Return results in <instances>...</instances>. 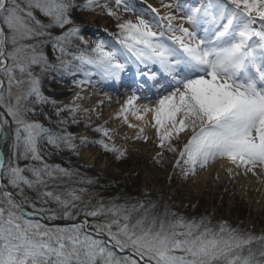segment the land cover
Wrapping results in <instances>:
<instances>
[{
	"label": "snow or ice",
	"instance_id": "1",
	"mask_svg": "<svg viewBox=\"0 0 264 264\" xmlns=\"http://www.w3.org/2000/svg\"><path fill=\"white\" fill-rule=\"evenodd\" d=\"M111 3L0 0V137L8 135L10 117L16 156L6 161L0 153V264H264V235L233 228L226 221L213 226L208 217L189 219L167 207L156 212L155 202L116 203L119 197L106 201L89 187L64 186L58 191L65 180L78 178L77 183L89 186L96 180L79 178L78 169L44 161L41 141L80 153L72 133L56 132L33 118L36 106L42 111L50 105L49 119L66 117L59 119L61 125L69 119L79 124L81 112L89 114L88 120L93 112L99 117L96 109L80 103L86 99L84 86L92 85L93 76L119 81L129 64L138 69L158 66L169 78L160 85L167 94L155 107L138 106L139 97L132 96L115 118L128 123L131 112L151 123L158 147L168 144V150L177 153L174 169L182 179L226 160L233 178L251 174L264 184V0H202L198 6L160 0L159 8L147 4L135 20L120 15L121 10L137 12L131 0ZM76 7L99 9L114 18L119 29L115 42L101 39L90 48L73 44H88L72 18ZM56 28L62 34L53 35ZM49 44L59 52L58 65L50 63L44 51ZM70 46L76 51H69ZM36 69L82 73L84 79L74 81L80 91L61 106L44 95ZM149 113L151 122L145 119ZM94 131L112 140L111 130L103 125ZM144 131L140 127V134ZM140 134L135 138L148 139ZM79 139L82 145L115 153L118 160L127 154L105 139ZM174 139L186 142L177 148ZM20 159L39 166L21 167ZM38 215L70 223L50 227L34 219Z\"/></svg>",
	"mask_w": 264,
	"mask_h": 264
},
{
	"label": "rangeland",
	"instance_id": "2",
	"mask_svg": "<svg viewBox=\"0 0 264 264\" xmlns=\"http://www.w3.org/2000/svg\"><path fill=\"white\" fill-rule=\"evenodd\" d=\"M153 7L159 8L155 5L154 1L160 4V0H144ZM77 5H82L86 0H75ZM101 2H108L110 6H113L111 0H101ZM202 0H181V3L190 4L192 6H198ZM146 4L141 7L146 8ZM164 9H161L163 12ZM128 17L122 16L123 19L135 20L139 12L135 14L133 12H124ZM181 15V14H178ZM72 18L75 22L81 26V34L88 44L84 45L79 41L73 40V44H80L81 48H90L94 46V42L97 40H106L111 42L113 34L108 35V31L112 27H116V21L114 18L107 15L106 12L87 11L80 7H76L72 11ZM148 19V17H144ZM181 22V21H178ZM117 30H119L117 28ZM53 35L62 34L61 29H53ZM71 47V46H70ZM45 53L48 56L49 62L52 64H59V61L53 63L51 54L55 53L59 55L58 50L46 46L44 48ZM48 51L51 52L50 56ZM69 51L75 52L76 48L71 47ZM56 56V57H57ZM64 60H71V56L63 57ZM75 64L76 62L73 61ZM37 75L41 77V89L44 95L49 98H54L60 105L71 103L76 92L80 89L76 86L74 81L84 79L82 73H76L75 75H61L59 72L49 71L47 73H40L39 69H36ZM96 80V84H94ZM101 80L97 76L92 77V85H85L84 87L90 91L89 97L86 98V108L96 109L100 116L97 117L96 113H91V120L87 119L89 114L79 113V124L69 122L65 125H61L58 121L61 118L52 116L51 119L48 116L52 112L50 105H45L42 108L37 105V114L34 119L43 123L46 127L52 128L54 131L59 132L61 129H66L67 132L72 133L77 137L76 143L78 145L76 153L64 148L63 150L54 149L51 145H48L46 141H41V155L46 158L48 164L60 165L63 168L78 169L82 174V178H94L96 183L87 186L90 191L97 193L103 197L106 201L113 200V198L119 197L116 203L127 204L134 201L143 202L148 204L149 202H155L157 204L156 212H163L167 207L170 211L176 212L186 218H199L208 217L211 219L212 225L217 226L219 222L226 221L233 228H240L244 231H250L254 235H264V184L260 186H254V176L244 177L241 175L242 180L246 183L242 186V180H238L237 177L233 178L229 175L226 169L210 170V167L206 170L198 172L194 178L184 180L180 177L179 169H174L175 161L178 158L177 153L168 150V144H165L164 149L158 147L159 139L156 129L149 123V130L153 128V138H149L144 131L142 136H147L148 139L144 140L133 138L128 140L123 135L116 133L118 127V121L123 118H115L117 115L108 117V109L112 107L121 108L120 102L124 106L127 100L132 96H138L139 99L135 101L139 106L144 104H150L152 107L156 106L158 97H148L138 95L136 92L120 89L121 85L117 86L116 90H110L104 87L102 84H98ZM106 83V82H105ZM166 95V94H164ZM102 96V97H101ZM107 96H110L107 98ZM163 96V95H162ZM100 99L99 102H91L90 100ZM103 101V104H100ZM0 111H3L0 109ZM120 111V110H119ZM132 116V113L129 112ZM9 124L6 126L7 133L10 136L11 143L9 148V160L15 161L16 156L12 148L14 141L15 124L11 122V118L7 117ZM105 121L108 123L105 124ZM103 125L110 129V135L112 140L108 141L102 133L94 131V129ZM127 125V123H125ZM86 136L89 140L105 139L109 143H115L117 148L126 150L127 154L122 159H116V154L111 152H105L99 145L88 144L87 146L80 144V137ZM183 137L184 134H181ZM8 138V135H7ZM149 142V150L140 149V146L146 145ZM186 140H173V146L180 148ZM5 144V143H4ZM138 145H140L138 147ZM163 153L162 158L157 156V153ZM7 161L5 151L2 153ZM160 160V163L156 161ZM21 167L20 160L17 161ZM134 173L137 179H139V197L135 196V189L129 186L125 190V186H121V183L130 174ZM217 176L219 177L217 179ZM81 185L76 184V188ZM84 186V185H83ZM133 189V190H131ZM59 191H63L59 189ZM63 227L65 225L58 224ZM55 226V225H53ZM52 227V226H50Z\"/></svg>",
	"mask_w": 264,
	"mask_h": 264
},
{
	"label": "bare ground",
	"instance_id": "3",
	"mask_svg": "<svg viewBox=\"0 0 264 264\" xmlns=\"http://www.w3.org/2000/svg\"><path fill=\"white\" fill-rule=\"evenodd\" d=\"M149 1H154V0H149ZM154 3H155V5H157L158 7H160V4L156 3L155 1H154ZM106 84H107V86H109L108 83H106ZM108 88H113V87L109 86ZM151 92H153V94H155V93L159 94L160 93V90L159 89H154ZM89 93H90V91H88L85 88V91L82 93V95L85 96L86 98H88L89 97ZM108 97H110V96H107L106 99H108ZM99 100L100 99L90 100L87 105H89L91 102L97 103V102H99ZM80 103H82L83 106L86 105V99H84ZM119 105H120L121 108L123 107L122 106L123 105L122 102H120ZM144 105H148V106L152 107V105L147 104V103L144 104ZM138 106H139V104H138ZM121 108H116V107L109 108L108 109V115L107 116L110 117V116L117 115V113H119V110ZM141 114H143V113H141ZM145 119L147 121L151 122V120H152V114L149 113L146 116ZM129 124H134L137 127H129L128 126ZM117 125H118V127L116 129V131H117L116 133H119L120 135H123L124 138L127 139V140L129 138L135 137V135H137V134H140V132H139L140 127H144L145 128V132L148 134L147 136L149 138H153V135H154L153 128L149 130V127H148L149 123L148 124H145V121L137 120L134 115L131 116V115L128 114V123H127V125H125L124 120L118 121V124ZM150 145H152L151 142H149L148 144L143 145V146L138 145V147L140 146L139 147L140 149H143V150L146 151V150H149ZM227 167H228V162L226 160H224V161H218L215 164H213V165L210 166V170H221V171H223V169H227ZM249 175L252 176L251 174H249ZM237 179L238 180H240V179L242 180L241 176H238ZM252 179L254 180V182H253V185L254 186H257V187L260 186V183L256 180V178L255 179L252 178ZM245 184L246 183L243 181L241 187H244Z\"/></svg>",
	"mask_w": 264,
	"mask_h": 264
},
{
	"label": "trees",
	"instance_id": "4",
	"mask_svg": "<svg viewBox=\"0 0 264 264\" xmlns=\"http://www.w3.org/2000/svg\"><path fill=\"white\" fill-rule=\"evenodd\" d=\"M113 28V27H112ZM114 30H117V28H113ZM53 31V30H52ZM54 32V31H53ZM48 47H50V44L48 45ZM48 54H49V56H50V54H51V52H49L48 51ZM57 55L55 54V53H52L51 54V57H52V60L51 61H53V63L56 61V59H57V57H56ZM6 131H7V128H6ZM10 143H11V139H10V136H9V134H8V138H7V136H6V142H5V145H4V149H5V154H6V158H7V161L9 160V155H10V152H9V148H10ZM44 161L45 162H47V160H46V158H44ZM20 162H21V165L24 167L25 165H31V164H36L37 166H39V164H38V162H34V161H32V160H24V159H20ZM51 164V163H50ZM68 169V168H67ZM71 170V169H70ZM27 175H30V174H28V173H26ZM134 175V173H130L127 177H126V179L121 183V186H120V188L122 187V186H125V190L129 187V186H131L133 189H135L134 191H135V196L134 197H136V199H137V197H139V179H137L135 176H133ZM82 177H85V176H82V174L79 172V178H82ZM78 178H73V179H71V180H65V183H64V185H62L61 186V188L60 189H62V190H64V186H67V187H69V188H71V187H76V184H79V183H77L76 182V180H77ZM81 185V184H80ZM87 186H89V185H81L80 187H87ZM133 189H131V190H133ZM11 190V189H10ZM49 190H52L51 189V187H50V189ZM58 191H59V189H58ZM139 201V200H138ZM138 201H134V202H131V203H127V204H129V205H131V204H134V203H138ZM51 207H55V205H50ZM27 208V207H26ZM30 209V208H29ZM60 221H63V220H60Z\"/></svg>",
	"mask_w": 264,
	"mask_h": 264
},
{
	"label": "water",
	"instance_id": "5",
	"mask_svg": "<svg viewBox=\"0 0 264 264\" xmlns=\"http://www.w3.org/2000/svg\"><path fill=\"white\" fill-rule=\"evenodd\" d=\"M45 223H48V224H50V225H52V224H56L57 222L56 221H47L44 217H40Z\"/></svg>",
	"mask_w": 264,
	"mask_h": 264
}]
</instances>
